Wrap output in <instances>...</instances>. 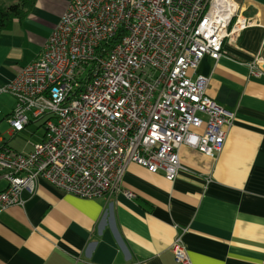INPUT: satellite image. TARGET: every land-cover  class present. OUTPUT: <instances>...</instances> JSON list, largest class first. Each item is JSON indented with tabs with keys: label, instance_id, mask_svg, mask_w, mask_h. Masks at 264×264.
<instances>
[{
	"label": "built area",
	"instance_id": "2783aa9c",
	"mask_svg": "<svg viewBox=\"0 0 264 264\" xmlns=\"http://www.w3.org/2000/svg\"><path fill=\"white\" fill-rule=\"evenodd\" d=\"M252 23L235 0H70L38 57L0 88L15 100L11 135L45 128L28 152L0 136V211L39 179L81 198H132L119 186L129 162L173 181L182 145L218 155L234 116L197 67ZM171 250L191 264L181 236Z\"/></svg>",
	"mask_w": 264,
	"mask_h": 264
},
{
	"label": "crops",
	"instance_id": "0c3cea01",
	"mask_svg": "<svg viewBox=\"0 0 264 264\" xmlns=\"http://www.w3.org/2000/svg\"><path fill=\"white\" fill-rule=\"evenodd\" d=\"M235 2L253 23L225 44L226 55L197 67L207 95L234 116L220 153L182 145L186 170L173 181L129 162L119 186L132 198H81L39 179L22 204L0 211V264H179L177 236L191 264H264V0ZM69 3L34 0L4 28L0 88L38 57ZM0 136L9 145L16 135L9 126Z\"/></svg>",
	"mask_w": 264,
	"mask_h": 264
},
{
	"label": "rangeland",
	"instance_id": "374dc122",
	"mask_svg": "<svg viewBox=\"0 0 264 264\" xmlns=\"http://www.w3.org/2000/svg\"><path fill=\"white\" fill-rule=\"evenodd\" d=\"M15 100L13 96L7 92L0 95V133L4 134L5 130L9 129V124L6 118L11 110L14 109ZM43 119L31 123L25 130L16 134V136L9 140V145L16 149H21L22 146H29L32 143L39 142L45 133V128L42 125ZM6 136V135H4ZM6 138H8L6 136Z\"/></svg>",
	"mask_w": 264,
	"mask_h": 264
},
{
	"label": "trees",
	"instance_id": "16d2710c",
	"mask_svg": "<svg viewBox=\"0 0 264 264\" xmlns=\"http://www.w3.org/2000/svg\"><path fill=\"white\" fill-rule=\"evenodd\" d=\"M34 5V0H0V33L13 19L27 16Z\"/></svg>",
	"mask_w": 264,
	"mask_h": 264
},
{
	"label": "water",
	"instance_id": "95a60500",
	"mask_svg": "<svg viewBox=\"0 0 264 264\" xmlns=\"http://www.w3.org/2000/svg\"><path fill=\"white\" fill-rule=\"evenodd\" d=\"M262 69L264 70V64L262 65Z\"/></svg>",
	"mask_w": 264,
	"mask_h": 264
}]
</instances>
